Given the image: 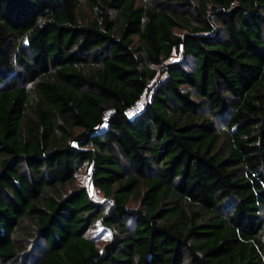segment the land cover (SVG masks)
I'll list each match as a JSON object with an SVG mask.
<instances>
[{
  "label": "trees",
  "instance_id": "16d2710c",
  "mask_svg": "<svg viewBox=\"0 0 264 264\" xmlns=\"http://www.w3.org/2000/svg\"><path fill=\"white\" fill-rule=\"evenodd\" d=\"M0 264H264V0H0Z\"/></svg>",
  "mask_w": 264,
  "mask_h": 264
},
{
  "label": "rangeland",
  "instance_id": "374dc122",
  "mask_svg": "<svg viewBox=\"0 0 264 264\" xmlns=\"http://www.w3.org/2000/svg\"><path fill=\"white\" fill-rule=\"evenodd\" d=\"M141 2V0H140ZM146 2H150V0H146ZM222 126H226L225 123L220 122L219 123V128H222ZM88 173L86 172V167H84L83 169L80 170V172L78 173L76 179L73 182L67 183L66 185L62 186L60 189V193L66 195L67 193H70L71 191L78 189L84 185L89 186L90 190H91V194L97 198L98 200H102V195L100 192H97L94 188H92L90 186V182H89V177H88ZM58 195V194H57ZM60 196V195H59ZM94 231H96L95 233L98 235H103L102 237L107 239V237H109L108 233L106 232V229L104 226H99V228H95Z\"/></svg>",
  "mask_w": 264,
  "mask_h": 264
},
{
  "label": "built area",
  "instance_id": "2783aa9c",
  "mask_svg": "<svg viewBox=\"0 0 264 264\" xmlns=\"http://www.w3.org/2000/svg\"><path fill=\"white\" fill-rule=\"evenodd\" d=\"M145 96L143 95L142 98H140L139 100H137L132 106H130L129 108H127L126 110V114L129 118H133L134 116H136L145 106ZM111 114V112H108V114H106V117H108Z\"/></svg>",
  "mask_w": 264,
  "mask_h": 264
}]
</instances>
